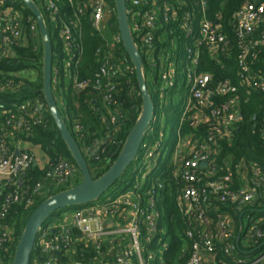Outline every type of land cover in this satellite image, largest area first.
Here are the masks:
<instances>
[{
	"label": "built area",
	"instance_id": "1",
	"mask_svg": "<svg viewBox=\"0 0 264 264\" xmlns=\"http://www.w3.org/2000/svg\"><path fill=\"white\" fill-rule=\"evenodd\" d=\"M41 1L55 22L59 12L56 2ZM128 3L132 8H127L132 33L137 34L144 47L152 48L160 15L164 23H176L190 43L186 45L185 58L181 62L175 55L166 54L163 57L162 54L159 64H154L163 84L159 94L161 100L165 99L166 91L180 86L183 80L187 82V92L184 93L187 103L182 109L180 124L182 126L189 122L193 129H198L196 133L185 136L181 135L179 129L171 155L178 207L187 227L184 234L192 244L189 258L183 264H227L217 259L218 244L223 246L224 255L234 256L233 264H264V218L250 215L253 210L264 207V167L256 163L238 164L235 167L241 183L238 189L234 187L230 167L229 174L215 179L216 174L223 170L218 165L221 142L233 138L241 119L240 99L230 79L216 80L213 73L204 72L206 65L203 64L202 54H207L209 60L220 65L221 59L228 58L234 46L220 26L209 18L208 0H190V4L177 2L176 5L161 0H128ZM88 8L93 28L104 30L105 17L111 14L106 0H86L78 13L83 15ZM75 27L76 23L70 21L59 33L65 51L69 53L73 48ZM233 29L237 38L241 86L248 92L256 91L264 95V75L254 69L258 59L264 58V3L245 1L236 14ZM144 30L148 32L143 34ZM38 34L36 22L31 18L25 22L21 14L12 8H3V2L0 1V60L11 57L13 47L26 46L29 40H36ZM120 43V36L114 37L109 55L102 60L100 73L93 85L101 92L103 103L108 109L105 119L113 135L122 120V103L115 99V94L118 92L116 80L125 71L112 61L113 51L117 50ZM97 55H101V50H98ZM75 56L72 55L67 61V68L73 64ZM58 75L59 71L53 70V76ZM56 82V78L53 79V83ZM20 87L8 81L0 84V94L17 92ZM73 87L79 92L88 87V82L75 79ZM14 109L22 115H15ZM41 109L43 104L35 107L12 104L10 109L2 113L7 116V120L5 127L0 128V220L6 218L11 206L25 199L28 172L32 165L40 166L36 155L29 150L28 142L19 141L14 148L10 143L16 137V132L29 137L31 124L48 123ZM76 129L80 131L82 127L76 125ZM160 136L162 138L163 134ZM261 136H264V130H261ZM107 140L117 144L110 135ZM25 143L29 148L23 146ZM160 145L158 141L153 145L145 143V140L142 143L139 154L142 153V164L147 165V169L155 167V164H151L155 157L160 156ZM202 164L206 166L202 167ZM143 169L140 168L141 171ZM75 174L76 169L69 161L60 160L47 172L46 180L62 183ZM42 188V184H37L34 195H38ZM165 189V183L156 182L146 191L139 189L114 199L109 197L99 204L92 203L66 216L61 223L51 227L53 237L47 238L46 231L41 234L40 247L47 256L42 264H63L60 257L71 251L77 243H83L97 254L91 260L92 264H165L164 251L168 244L162 242L161 236L165 231L160 225L162 212L158 209L164 199ZM28 203L31 204L30 201ZM219 203L245 210L241 217L249 213L248 229L243 236V226L237 235L233 217L219 212ZM214 213L215 218H212L210 214ZM10 235L9 229L0 230V246L10 239ZM258 249L260 253L255 256ZM240 250L244 251L245 257H237Z\"/></svg>",
	"mask_w": 264,
	"mask_h": 264
},
{
	"label": "trees",
	"instance_id": "2",
	"mask_svg": "<svg viewBox=\"0 0 264 264\" xmlns=\"http://www.w3.org/2000/svg\"><path fill=\"white\" fill-rule=\"evenodd\" d=\"M0 1L3 2V8H12L21 14L25 22L28 18L36 22L34 16L22 0ZM33 1L44 15L53 46V70L57 69L59 71L57 77L53 76V79L56 78L57 82L52 84L54 96L58 92L61 99L62 108H60V104L55 98L59 111L80 149L83 147L81 151L87 160L91 175L94 179H97L116 160L142 109V99L134 67L122 43L117 45V50L113 51L112 58V61L121 66L125 71L116 80L118 92L115 94V99L122 103V120H120L115 135L109 132L108 122L105 120L108 117V109L103 103L101 92L93 87L100 73L101 62L109 55L114 37L119 35L115 2L114 0H106L111 14L108 21L105 22L104 20L103 22V26H106L105 29L98 31L93 28L90 21L89 8L83 15L78 13L79 7H83L86 0H54L59 9L55 22L52 21L51 15L45 10L41 0ZM245 1L247 0H208L209 18L220 26L234 48L231 50L228 58L221 59L220 65L209 60L207 54H202L203 64L206 65L204 72L213 73L216 80L230 79L233 86L236 87L237 96L240 99L241 119L233 138L230 141L221 142L218 165L223 170L218 175L216 174V178L214 177L218 179L220 176L229 174L228 167H230L234 187L237 189L241 184L235 168L238 164L247 163L249 165L256 163L264 167V136H261V130H264V95L256 91L248 92L246 88L241 86L238 77L237 38L233 29V22L239 8ZM251 1L264 3V0ZM161 2L171 5H176L177 2L190 4V0H161ZM127 8L132 10L128 0ZM70 21L76 23V27L73 29V48L71 53L65 51L64 41L59 34L60 30L66 24H69ZM158 24V28L154 32V43L151 49L142 45L141 39L138 38L137 34L133 33V37L142 55L149 94L155 105L154 119L146 133L145 143L153 145L158 141L161 144L159 150L160 156L155 157V161L152 160L151 166L155 164V167L153 166L150 170L147 169V165L144 166L142 164V153L140 152L138 158L135 160L138 164L132 168L130 167L125 175L107 193L113 195L111 198L114 199L130 191L139 189L146 191L156 182L165 183L164 199L158 205V209L162 212L160 225L165 231V234L161 236L162 242L168 244L166 251H164L165 264H183L189 258L192 244L184 234L187 227L178 207V192L175 179L172 175L171 155L177 142V132L179 129L183 136L196 133L198 129H193L189 122H185L182 126L180 124L182 110L178 102L174 103L177 93L182 98L184 97V93L179 91V85L170 93L166 91L164 100L160 99L159 94L163 84L154 64H159L162 54H164L163 57L166 54L175 55L178 62H181L185 58L186 45H190V43L176 23L166 24L160 15ZM146 32L148 31L144 30L143 34ZM98 50H101V55L99 56L97 55ZM12 53L11 57L0 60V84L12 81L15 85H20L21 87L17 92L0 94V128L5 127L7 120V116L2 113L10 109L12 104H28L34 107L37 104H43L44 109L41 114L46 117L48 123L46 125L31 124L32 131L29 133V137L26 134L16 132V137L11 140L12 143L10 144L14 148L15 144H18L19 141H24L28 142L31 146L39 147L45 154L47 163L42 168L37 165L31 166L25 183V199L20 204L11 206L6 218L0 220V230L9 229L11 232L10 239L0 246V264H12L18 241L29 216L35 208L48 198L72 189L82 180L81 173L62 140L44 100L42 93L43 47L40 35L38 34V38L34 41L29 40L26 46L13 47ZM72 55H76L75 59L70 68H67V61L72 58ZM254 69L261 71L264 75L263 57L258 59L254 65ZM33 74L35 75L34 79L30 77ZM148 76L153 80V84L151 85L147 81ZM75 79L88 82V87L82 91H76L73 87ZM14 113L15 115H22L17 109H14ZM76 125H80L82 130H77ZM168 132L170 133L167 137ZM160 134H163L162 138ZM108 135L117 144H112L111 141L107 140ZM98 145L100 150L98 154H93L92 151H89L90 154L85 153L86 150L94 147L97 148L96 146ZM60 160H67L74 166L76 169L75 176L62 183L47 181V172L55 167ZM140 168L145 169L141 171ZM37 184H42L43 188L38 195H34V188ZM85 206L59 210L45 221L38 235L30 264H34L35 262L42 264L47 258L42 253L39 243L43 231L47 232V238L50 239L54 235L53 229H51L52 226L58 225L66 216L73 214L76 210ZM218 210L219 212L228 213L233 217L237 235L240 232L241 225L243 226V236L244 231L248 229V223L246 226L244 220L247 219L249 213H245L241 217L245 210H239L237 207H229L221 203L218 204ZM255 210L250 215L256 218H264V212H262L264 207L258 209V211ZM215 215V213L210 214L212 218H215ZM262 227L264 228V222ZM242 245L241 242V248ZM259 253L260 249L257 250L255 256ZM216 255L218 260L224 261L227 264H233L234 262V256L224 255L223 246L220 244L216 246ZM96 256L97 254L92 249H87L83 243H77L71 251L64 253L60 257V262L63 264H92L91 260ZM239 256L245 257L243 250L237 253V257Z\"/></svg>",
	"mask_w": 264,
	"mask_h": 264
},
{
	"label": "water",
	"instance_id": "3",
	"mask_svg": "<svg viewBox=\"0 0 264 264\" xmlns=\"http://www.w3.org/2000/svg\"><path fill=\"white\" fill-rule=\"evenodd\" d=\"M22 1L34 16L41 37L43 47L42 93L44 95L46 106L62 140L72 156L74 163L81 173L82 180L72 189L48 198L35 208L29 216L23 233L18 241L12 264L31 263L38 235L40 234L45 221L51 215L59 210L70 207L85 206L99 201L115 185V183L125 175L127 170L137 159L141 145L145 140L146 133L155 114V105L149 94L144 74L142 55L136 45L130 27V13L127 10L126 0H114L119 36L124 50L134 67L135 77L142 99V109L138 120L129 132L116 160L102 176L94 179L91 175L84 154L63 120L53 93V46L44 15L33 0ZM205 166L206 164H202V167ZM239 242L240 237H238L237 244H239Z\"/></svg>",
	"mask_w": 264,
	"mask_h": 264
},
{
	"label": "rangeland",
	"instance_id": "4",
	"mask_svg": "<svg viewBox=\"0 0 264 264\" xmlns=\"http://www.w3.org/2000/svg\"><path fill=\"white\" fill-rule=\"evenodd\" d=\"M108 18H109V15H107V16L105 17V22L108 21ZM24 75H28V74H24ZM30 77H31L32 79H34V78H35V75H34V74H33V75H30ZM147 81H148V83H149L150 85L153 84V80H152V78L149 77V76H148V78H147ZM187 86H188L187 82H186L185 80H183V81L180 83V87H181V89H180L179 91H180V92H183V93L186 94L187 90H186L185 88H187ZM182 87H184V88H182ZM170 92H171V90L169 91V93H170ZM176 97H177V98H175V102H174V103L178 102V104L180 105L181 110H182V109L186 106V103H187V102H186V96H184V97L182 98V97L179 95V93H177V94H176ZM55 98L57 99L58 103L60 104V108H62V107H61V99H60V96H59V93H58V92H56V94H55ZM43 109H44V108H43ZM43 109H41V110H42L41 112H43ZM64 116H66V115L64 114ZM105 120H106V119H105ZM162 120H163V117H162ZM162 120L160 119L161 122H162ZM169 133H170V132H168L167 137L169 136ZM81 147H82V146H81ZM96 147H97V148H94V149L91 150L93 154H98V152H100V150H99V145L96 146ZM81 149L83 150V147H82ZM98 150H99V151H98ZM85 153H86V154H90V152L87 153V150L85 151ZM137 164H138L137 161L134 162V163L131 165V168L134 167V166H136ZM140 165H141V163H140ZM149 169L151 170L152 168H149ZM108 193H109V192H108ZM108 193H106V195H104L99 201H97L96 204H99V203H101V202H103V201L109 199V197H113V195H110V194H108ZM244 223H245V225L247 226L248 220L245 219V220H244Z\"/></svg>",
	"mask_w": 264,
	"mask_h": 264
},
{
	"label": "crops",
	"instance_id": "5",
	"mask_svg": "<svg viewBox=\"0 0 264 264\" xmlns=\"http://www.w3.org/2000/svg\"><path fill=\"white\" fill-rule=\"evenodd\" d=\"M23 146H24L25 148H27V147L29 148V145L26 144V143L23 144ZM29 150H30L31 152H33V153L36 155V158H37L38 164H39L40 166L43 167V165H45V164L47 163V158H46L45 154L40 150L39 147H35V146H31V145H30ZM36 264H37V262H36Z\"/></svg>",
	"mask_w": 264,
	"mask_h": 264
}]
</instances>
